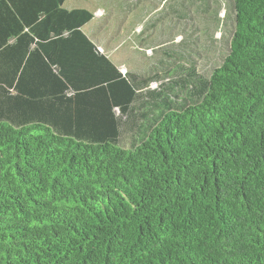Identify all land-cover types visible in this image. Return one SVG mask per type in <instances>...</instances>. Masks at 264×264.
Instances as JSON below:
<instances>
[{"label": "trees", "instance_id": "trees-1", "mask_svg": "<svg viewBox=\"0 0 264 264\" xmlns=\"http://www.w3.org/2000/svg\"><path fill=\"white\" fill-rule=\"evenodd\" d=\"M171 1L129 70L93 10L0 0V264H264V0ZM195 10L227 42L208 74Z\"/></svg>", "mask_w": 264, "mask_h": 264}, {"label": "rangeland", "instance_id": "rangeland-1", "mask_svg": "<svg viewBox=\"0 0 264 264\" xmlns=\"http://www.w3.org/2000/svg\"><path fill=\"white\" fill-rule=\"evenodd\" d=\"M76 1L73 2L71 0L69 4L87 7L95 12V18L84 26V31L94 35L101 44L105 45L111 60L124 69L140 70L149 65L150 61L148 60L151 59L149 57L151 52L149 51L146 55L145 49H139V44L148 47L160 36L168 37L179 32L177 28L168 24V20L171 18L176 22L171 8V0H140V5H136L133 12H128L124 15L119 13V16H123L122 19L125 21L122 23L123 25L119 24L115 19L117 10L108 14L94 0ZM210 1L217 5L214 0ZM225 1L218 0V3H221V8L218 11L220 18L225 16ZM143 3L148 7L157 5L159 9L164 8L162 11L164 14L163 19L155 15L154 11L147 10ZM200 13L198 14L197 11L193 12L198 23V29H196L198 35L197 44L187 43L186 41L189 46L192 45L198 49L199 55L191 52L189 48H184V50L186 54L195 55L200 65L199 70L204 74H208L213 68L221 64L227 51V42L223 39L222 27L215 25V23L206 22ZM229 25L231 26V23ZM103 27H105L104 30ZM142 31L143 33H141ZM156 56L157 59L151 63L157 65V62L160 61L164 54L159 52Z\"/></svg>", "mask_w": 264, "mask_h": 264}, {"label": "crops", "instance_id": "crops-1", "mask_svg": "<svg viewBox=\"0 0 264 264\" xmlns=\"http://www.w3.org/2000/svg\"><path fill=\"white\" fill-rule=\"evenodd\" d=\"M75 1H76V0H73V2H75ZM77 1H78V0H77ZM77 1H76V2H77ZM86 8H87V7H86ZM94 15H95V14H94ZM94 18H95V17H94ZM88 24H89V23H88Z\"/></svg>", "mask_w": 264, "mask_h": 264}]
</instances>
